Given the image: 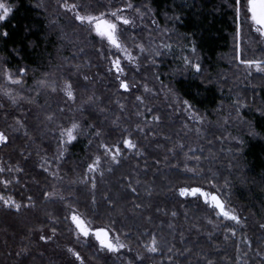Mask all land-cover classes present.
<instances>
[{
  "label": "trees",
  "instance_id": "16d2710c",
  "mask_svg": "<svg viewBox=\"0 0 264 264\" xmlns=\"http://www.w3.org/2000/svg\"><path fill=\"white\" fill-rule=\"evenodd\" d=\"M2 1L13 11L0 24V85L6 83L3 78L6 68L13 73L18 68H27L28 71L22 74L23 94L33 103L36 102L34 105L39 109L41 120L37 121L39 123L35 120L32 125L25 123L29 135H25L24 129L13 131L17 127L15 117H21V113L18 105L12 104L0 92V105H3L0 107V129L10 137L8 143L0 147V166L12 168V171L0 172V194L22 205L16 211L0 201V264H75L63 258L51 260L40 252L36 233L41 230L51 232L53 227L57 229L55 235L61 242L74 244L92 264H128L129 260L137 264L133 256L126 254L104 258L92 243L75 239L68 223L66 205L73 206L91 223L109 227L141 252H147L143 245L149 241V233L156 234L162 250L147 252L152 264H206V259H211L213 264H264V257L256 254L257 249L264 251V231H252L248 227L237 230L236 235L232 236L227 232V227L232 225L203 204L170 196L174 190L185 185L213 187L228 206L232 207L237 202L253 219H264V78L259 76L261 88H248L241 91L242 95H235L238 100L244 98L250 104L254 99L256 103L254 109L243 110L244 117L252 123L253 131L252 135L241 134L242 145L236 149L227 144L225 132L212 131L214 138H211L209 148L205 147L204 152L199 151L203 148L199 141L198 147L189 151V145H194L195 140L191 137L192 131L187 130L189 122L186 118L173 121L168 112L157 109L155 103L161 96L155 86L153 90L157 101L154 103L143 93L144 85L153 82L151 79L156 80L174 107L187 100L197 112L210 115L220 113L221 104L235 100L228 97L230 93L222 90L234 87V80L226 75L224 80L222 74L233 73L238 66L239 21L235 0H130L143 9L148 6L161 29L151 33L161 55L155 57L151 52V56H145L142 63L147 66L142 68L140 75L127 69L128 81L138 84L140 95L149 104L138 101L136 97L139 94H120L112 81L106 89L95 92L99 97L97 106L83 112L79 110V101L69 103L61 112L59 109L64 102L62 104L58 96L42 92L37 82L46 78L63 82L69 75L73 79L77 73L68 70L74 64H79L88 72L99 71V62H108V54L101 41L90 36L89 51L81 43L76 44L75 41L80 39L77 32L87 30L59 7V0ZM88 1L70 0L85 5V11L89 8ZM92 3L95 13L106 11L103 3ZM241 3L240 30L243 40L240 60L264 61V44L256 38L245 19V0H241ZM114 7H117L116 3ZM5 31L7 35H4ZM147 36V32L134 35L125 31L123 40L131 46L141 43ZM158 36L160 40H157ZM161 42L170 44L171 48H164ZM80 48L84 52L77 55ZM183 57L199 63L200 71L189 69ZM228 58L232 63L227 62ZM73 80L80 85L77 88L80 100L94 92L90 87H84L81 81ZM16 89L18 91V86ZM168 89H172L176 95L168 92ZM29 90L34 92L30 96ZM120 104L124 105L123 109ZM101 108L107 111L101 112ZM148 108L153 111L149 112ZM49 111L56 113V122L48 123L45 120ZM137 112L145 113L147 120H152L154 115L160 116L159 121H152L155 124L152 131L155 140L148 135L146 138L149 142L140 139L139 129L132 125L139 117ZM117 117L119 120L113 123ZM72 118L81 123L83 134L68 145L61 156L56 140H53L54 143L51 140L57 139V136L51 132L58 131L61 125L65 127V119ZM142 120L140 118V124ZM98 128L110 146L124 137V130H130L137 136L131 135L143 149V154L136 155L135 150H127L120 164L114 165L109 157L102 155L104 150L99 148V139L94 136ZM233 136L240 138L239 131L236 130ZM90 140L92 144H89ZM38 144L47 155L51 154L49 162L58 164L55 175L44 170L36 161L41 158L38 155L41 150L35 147ZM215 145L217 149L220 147L221 155L217 156V149L212 147ZM33 151L37 157H34ZM185 153L189 157V167L197 168L195 173L187 172L184 168ZM96 155H102L99 170L89 173L88 165ZM196 157H199L198 161ZM17 166L23 171H17ZM110 167L112 171L108 170ZM87 174L90 175L89 180ZM93 177L96 180L95 189L91 184ZM129 177L133 187L137 188L136 193L127 187ZM241 178L243 183L240 182ZM4 179L12 183L5 187ZM137 179L140 181L138 185L134 182ZM45 192L55 195L45 197ZM106 195L115 201L114 207L106 203ZM61 196L64 200L60 199ZM28 197L32 200L29 201ZM134 203L142 207L134 208ZM172 212L177 215L172 216ZM225 235L229 239L225 240ZM249 240L252 241L250 247L247 243ZM172 245L175 248L169 253L167 249ZM24 246L29 249L27 254L14 255ZM185 248L191 251L185 252ZM169 255L173 257L172 261L167 259Z\"/></svg>",
  "mask_w": 264,
  "mask_h": 264
},
{
  "label": "rangeland",
  "instance_id": "374dc122",
  "mask_svg": "<svg viewBox=\"0 0 264 264\" xmlns=\"http://www.w3.org/2000/svg\"><path fill=\"white\" fill-rule=\"evenodd\" d=\"M95 2H100L103 3L104 5H112L114 7V4H117V7H119L122 3H124L125 0H93ZM92 0L88 1V5H90L91 7H89L85 12H90L93 14H98L95 13L93 8V2ZM0 2H3L7 5V3L5 1L0 0ZM65 2V0H59V7L66 13H68L70 15V18L72 19L74 13L72 12H68L66 11L63 7L62 4ZM68 3H76V4H80L78 2H70V0H67ZM9 6V5H8ZM145 11V15L143 16V18H138L136 20V24L135 26H124L127 31H130L132 34H136V33H143V32H147V39H142V41H140L141 43H143L145 45V48L147 49V51L141 53L139 51L138 45L140 43H136V45H128L124 40L123 42L126 44L127 48L132 52V54L137 58V62L136 63H131L129 62L127 59L124 58V54L119 52L118 50L114 49V48H109V46L106 44V42H102L100 40L99 37L95 36V33H89L88 31V25L85 24L82 27H84V29H86L87 31L85 32L84 30L81 32H77L80 39L78 41H75V43H81V46L86 50L89 51L91 49L88 48L90 40L89 37L94 36L97 39H99L101 41V43L103 44V46L105 47L104 49L106 50L107 54H108V62L106 63L105 61L99 62V67L100 70L99 71H94V72H88L86 71L84 68L80 69L81 73L87 74L90 79L88 81H84L83 80V76L80 74H77V76H73V79H75L76 81L83 83L84 85L90 87L94 92H100L103 90V88L108 87L110 85V82H115L118 92L120 94H126L128 96H133L134 94H139L138 96H142L140 95V90H139V86L138 84H133L130 83V89L129 90H124L119 88V81L116 80L115 76L113 75V71H109L110 68H113L112 64H111V60L114 58V56H120L121 62L122 64L127 65V67L125 68V73L121 76L122 79H127L128 80V75H127V69L130 68L133 71H135V73H137V75H140L142 73V68H144L147 65H144L142 63V59L146 56H151V52L152 49L156 48V44L155 41H153V39H155L153 37V35H151V33L153 34V32H156L160 29V24L158 22V20L155 18V15L153 14V12L150 10V8L148 6H146V8H144ZM109 11L111 9H108ZM125 15H132L133 13L131 12V10H127L125 9L124 11ZM137 16L139 14H136ZM245 19L249 22V26L253 32V34L256 36V38L258 40H260L263 44H264V36L260 35L259 32H257L256 28L257 26H253L252 25V21L250 20V14H248L247 17H245ZM153 21H155V23H153ZM238 37H237V42H238V46H239V54H240V45H241V41L243 40L242 37V32L240 30V24H241V18L239 16L238 18ZM4 22V21H3ZM3 22H0L3 23ZM79 24V22H76ZM80 25V24H79ZM125 32V31H124ZM88 36V37H85ZM160 36H158L157 40H160L159 38ZM87 45V46H86ZM102 56V55H101ZM228 63H232V60L230 58L227 59ZM236 63L238 66H236L235 68V72L231 73V72H224L222 74L223 79L225 80V75L229 78H232L234 80V87L233 88H222L223 91H225V93H230L228 94V97L232 98L234 101L233 102H228L226 101V103L221 104V111L220 113L217 112H213L212 115L210 114H206V113H199L196 110H194L193 107L189 108L188 105L181 103L176 104V106L174 107L169 100L168 94L163 90V88L161 87V85H159L157 83L156 80H152L154 85L150 86V83H146V85L148 86L149 91H146L145 89L143 90V93L145 95H147V98H152L151 99V103H154L157 96L156 93H154L153 90V86H155V89L157 90V92L159 93V95L161 96V99L159 101H157L155 103L157 109H162L166 112H168V114H170L171 118L173 119V121H177V120H181L182 117H185L186 120L189 122V124L187 125V130H191L192 134L191 137L195 140L194 145H189L188 149H196L198 146V142L200 144V146H203V148H201L199 151L204 152V148H209V143H211V138L213 139L214 137H212L213 134H211L212 131H219L220 133H224L225 132V140L228 141L227 144H230L229 146H233L235 147V149L239 146L242 145V141H241V134H251L252 133V123L244 117L243 115V110H250V108L254 109L255 104L254 103V99L251 100V103L249 104L248 101H246L244 98L243 99H236L235 95H242L241 91L251 88L252 90H255L256 88L259 89L261 88V80L259 79V76L264 78V72L262 71H258L255 66H252L251 68L243 65L240 63V58L237 59L236 58ZM148 64V63H145ZM189 67V69H194V67H192V65H187ZM256 77V78H255ZM255 78V79H254ZM47 79V78H46ZM50 79V78H48ZM51 79H55L57 81V83L62 87L63 86V82H60L58 79L56 78H51ZM215 80V79H214ZM217 80V79H216ZM215 80V81H216ZM218 81V80H217ZM216 81V82H217ZM9 85H12L9 83ZM14 87L13 88V93L15 94L16 92H21L23 93V90L25 87H23V85H12ZM16 86H18V91L16 89ZM106 89V88H105ZM241 89V90H240ZM42 92L44 93H50V89H41ZM77 91V95H78V90ZM34 92L32 90L28 91V95H32ZM37 95V93H36ZM51 96H58L60 100V102L63 104L65 97L63 95L62 92L57 91L55 93H51ZM253 98V95H252ZM19 99V104H18V110L19 113H21V117L25 118V123H30L31 125L39 120H41V116L38 115L40 114L39 109L34 105L35 103L31 102L29 103L30 98L29 97H25L23 94V98H18ZM240 102V103H239ZM70 103V102H69ZM71 104V103H70ZM143 104H149L147 102H144ZM240 108V109H239ZM25 109H28L30 111H24ZM257 111H262L260 109H258ZM146 114L144 113L142 116L139 115V117L136 119V123H132L133 126L136 127L137 124L139 123L140 118H142L143 120L141 121L140 126L143 128V131L140 133L141 135L139 136L140 139L149 142L146 138V135L152 137L153 140H155L156 138L153 136L152 131L154 128L153 124L154 122H156L153 118L152 120H147L145 119ZM213 116H215L214 118H212ZM219 118L218 121H214V119ZM75 119H65V127H69L71 121ZM76 120V119H75ZM154 121V122H152ZM40 122V121H39ZM37 122V123H39ZM143 122V123H142ZM18 127V126H17ZM194 130V131H193ZM239 131L240 133V138L233 136L235 131ZM125 131V130H124ZM53 136H57V139H51L52 142L53 140H56L57 142V146L59 143L58 137H59V130L55 131V132H51ZM128 133H131V135L135 136L132 132L129 131H125V134L123 136H127ZM149 133V134H146ZM211 135V137H210ZM252 135V134H251ZM220 136V135H218ZM137 138V136H135ZM132 138V136H131ZM134 142H136V140H134L135 138H132ZM219 139V138H218ZM210 140V141H209ZM222 141V140H221ZM50 142V141H49ZM74 141H72L71 143H73ZM54 143V142H53ZM71 143L65 145L64 147L67 148L68 145H70ZM220 143L218 142V145ZM196 145V146H195ZM3 145H0V147ZM36 149H40V153L38 155H41L40 160H36L40 165L43 164V169L46 170L49 173H53L55 175V173L58 171V164H54L52 165L51 162H49V155L51 154H46L45 150L42 149V146L40 144L35 145ZM214 149H217V146H212ZM184 148V147H183ZM220 147H218L217 149V156L221 155L223 152H221L219 150ZM62 150V149H61ZM132 150V149H129ZM32 154V150L29 154V156H31ZM33 155H35L34 157H37L38 155L35 154V152L33 151ZM89 172V171H87ZM187 172H191L188 171ZM90 173V172H89ZM89 174H87L86 178H89ZM89 180V179H88ZM243 179L241 178L240 182L243 183L242 181ZM191 185H185V186H181V187H188ZM179 187V188H181ZM192 187H196L193 186ZM206 191H215L219 196L220 194L213 189V187H204L202 186ZM179 188H177L176 190H174V192H172L170 194L171 198H175V199H181L183 201H194V202H198L203 204L206 208L210 209L211 211H213L217 217L222 218L223 220H225L227 223H229L232 226H235L237 228V230H242V229H246L248 227H251L252 231H256V232H261L264 231V228H261V225L264 224V219L263 220H255L253 219V216L251 214H249V212H247V210L239 205L237 202H235V205L230 207L226 204V207L230 208L231 210H234L238 215L241 216L242 219V224L240 225H236L234 221H230L225 219L222 215L219 214V209L214 208L211 204L209 203H205L204 197L203 196H181L179 194ZM53 196V195H52ZM62 197V196H61ZM195 198V199H194ZM221 198V196H220ZM61 199V198H60ZM222 199V198H221ZM64 200V198L62 199ZM223 200V199H222ZM226 203V202H225ZM66 211H67V219H68V223L71 226V229L73 231V236L75 239L78 240H82L84 242H89L92 243L97 251L99 253H101L104 258L107 257H121L122 255L126 254L129 256H133L136 259V254L137 252H139L143 257H144V263L145 264H152V262L149 260V258L147 257V252H141L138 249L133 248L130 244H128L126 241H124L122 238L121 242L126 244L128 247L125 249H121L120 252L118 253H114V252H109L107 249H104L100 246L99 241L96 239L95 234L93 232H90L88 236H84L83 234L79 233L76 229V225L75 223L72 221L71 219V215L72 213H77L79 214L86 222H88V226L91 228H99V227H104V228H108L107 226H103V225H95L93 223H91L88 219H86L81 213H79L73 206L70 205H66ZM42 234H46L49 236H52L51 240L48 241H42L39 239V236ZM110 236L112 238H115L117 235L111 230L110 231ZM36 241L38 243L39 246V250L42 254H45L49 259L54 260L57 258H63L65 261H72L75 264H92V262H90L89 260H87L81 253V257H82V261L81 260H77L75 258V256L73 255V253L69 252L68 249L69 248H73L76 251H79L78 248L70 243V242H61L60 239L52 232H48V230H41L38 231L36 233ZM129 249H131V251H129Z\"/></svg>",
  "mask_w": 264,
  "mask_h": 264
},
{
  "label": "snow or ice",
  "instance_id": "6c2138e0",
  "mask_svg": "<svg viewBox=\"0 0 264 264\" xmlns=\"http://www.w3.org/2000/svg\"><path fill=\"white\" fill-rule=\"evenodd\" d=\"M62 7L68 11L74 13L72 20L74 22H79L81 26L87 24L89 33H95L96 37H99L102 42H106V44L109 46V48H114L118 50L119 52L124 54V58L127 59L131 63H136L137 58L132 54V52L127 48L126 44L123 42V36L124 31H127V29L124 26H135L136 20L138 18H143L145 15V9H143L142 6L134 5L130 2V0H126V2L122 3L119 7H113L112 5H106V11H101L98 14H93L90 12H85V5L83 4H76V3H68L67 0L62 4ZM88 7H91L90 5ZM235 12L237 19L240 16L242 3L241 0H235L234 2ZM245 9V16L247 17L248 14H250V20L252 21L253 26H257L256 30L259 32L260 35L264 36V0H245V3L243 5ZM108 9H111L110 11ZM125 9L131 10L133 13L132 15H125L124 11ZM13 9L12 7L6 5L3 2H0V22L5 21L8 19L10 14L12 13ZM136 14H139L138 16ZM155 23V21H153ZM166 31V30H165ZM4 35H7V31L4 32ZM162 46L164 48H171L170 44H164L161 42ZM139 51L141 53L147 51L145 48V45L143 43H140L138 45ZM193 51H195V47L193 46ZM83 48L78 49L77 55L83 53ZM155 57H158L161 55L160 48H154L152 50ZM237 59H239V46H237ZM103 54V53H102ZM68 59V58H65ZM120 56H114V58L111 60V64L113 68H110L109 71H113V75L115 76L116 80L119 81V88L124 90L130 89V84L128 80L122 79L121 76L125 73V68L127 65L122 64ZM185 65H192V67L195 68L197 72L200 71L201 65L199 63H193L191 60H189L187 57H183ZM240 63L251 68L252 66H255V68L258 71L264 72V61L262 60H253V59H241ZM81 66L79 64H74L72 67L68 70L69 72H74L77 74H80L83 76L84 81H88L90 77L87 74L80 72ZM28 71L27 68H18L15 73L11 71V69H5L3 71V78L6 81L5 84L0 85V92H3V95L8 97L12 104L18 105L19 99L23 98V93L16 92L13 94V89L9 87V83L12 85H22V74L26 73ZM48 74L46 73L45 76ZM39 89H50V93H55L57 91H60L63 93L65 100L63 107H60V111L63 112L64 108H66L70 103L76 104L79 101V110L81 112L91 109L93 107H96L99 101V97L96 96L95 92H93L91 95H88L86 99L80 100V98L77 95L76 89L80 87L79 84H77L72 77L69 75L63 80V86L61 87L55 79H43L37 82ZM84 87H87L86 85ZM144 88L146 91H149L148 86L145 84ZM168 92L172 93L174 96L176 95L172 89H168ZM136 99L140 101L142 104L144 103V98L142 96H137ZM33 101L29 100V103ZM119 103V101H118ZM183 104L188 105L189 108L192 107L191 104L187 100L182 101ZM146 106V105H145ZM0 107H3V105H0ZM121 109H123L124 105L120 104ZM149 112H152L153 110L151 108L147 109ZM24 111H30L28 109H25ZM101 112L107 111V109H100ZM137 115L142 116L143 113L137 112ZM5 116H7V113H5ZM56 113L55 112H47L45 115V120L48 123H54L56 122ZM147 119V117H145ZM153 119L155 121L160 120V116L154 115ZM119 120L117 117L116 121H113V123H116ZM16 125L18 127H14L13 131H19L20 129H24L25 135H29L27 126L25 124V118L17 116L15 117ZM137 129H139L141 132L143 131V128L140 126V124L136 125ZM126 131V130H125ZM82 126L81 123L78 120L73 119L70 123L69 127H64L61 125L59 127V143L58 148L62 149L60 151V155H63V152L66 151L65 145L71 143L72 141L77 140L78 136L82 135ZM94 136L99 139V148L103 149L102 155L104 157H109L111 162L114 165H119L121 162V157L123 156V153L129 149L135 150L136 155H142L143 149H141L137 142H134L131 138V133H128L127 136L122 137V139L117 142L116 144L110 146L101 136V129H97L94 133ZM10 137L9 135L3 130L0 129V145H5L8 143ZM89 144H92V140L89 141ZM180 147H183L181 145ZM191 151V149H189ZM102 155H96L93 159L92 163L88 165V171L89 172H95L99 170ZM189 157L187 156V153H185V161H184V168L188 171H191L195 173L197 171V168H190L187 164V159ZM197 161L199 160V157H196ZM159 163L160 161H156ZM43 167V164L41 165ZM198 167V165H197ZM12 171V168H5L3 166H0V172ZM17 171H23V169L19 168L17 166ZM109 171H112V168L110 167L108 169ZM103 175V172L100 173ZM18 181V178H16ZM135 184H140V181L137 179L134 181ZM214 181H210V183H213ZM12 181L9 179L3 180V185L7 187L9 184H11ZM91 184L93 189L96 187V180L95 177L92 178ZM127 187L131 190L132 193L137 192V188L133 187V181L131 177L128 179ZM179 194L181 196H203L205 203L211 204L214 208L219 209V214L222 215L225 219L234 221L236 225L242 224L241 216L238 215L234 210H231L230 208L226 207V203L224 200L220 198V196L215 191H206L202 186H188V187H181L179 188ZM45 197H50L52 195H55V193H43ZM149 195L151 193L149 192ZM29 201L32 200L31 197H28ZM63 199V197H61ZM93 203H95V196L92 197ZM106 203L108 205H111L114 207L115 201L109 197L105 196ZM0 201L3 202L4 206L9 208H15L16 211H19L21 208V204L12 199L11 197H5L3 194H0ZM134 208H141L142 205L139 203L133 204ZM159 211V209H157ZM176 212H172V216H176ZM72 221L76 225V229L79 233L83 234L84 236H88L90 232H93L95 234L96 239L99 241V244L102 248L107 249L109 252L118 253L121 249H125L128 246L121 242L120 236L117 235L115 238H112L110 236L111 229L99 227V228H91L88 226V222H86L79 214L72 213L71 215ZM151 219V217H149ZM172 225H169L171 227ZM261 228H264V224L261 225ZM57 229L53 227L51 229V232L53 235L56 233ZM237 228L235 226L227 227V232H230L232 236L236 235ZM39 239L42 241H48L52 239V236L42 234L39 236ZM229 239L227 235H225V240ZM181 240H183V234H181ZM249 247L251 246L252 241H247ZM144 249L148 253H157L162 250L161 241L157 238L156 234L149 233V241L144 243L143 245ZM175 248V245H172L168 247L167 251L169 253L173 252V249ZM29 251L27 246H24L21 248L20 251L15 252L14 255L21 256L22 254H27ZM69 252L73 253L75 258L77 260L82 261V257L79 251H76L73 248L68 249ZM131 251V249H129ZM177 251H179L177 249ZM191 249L185 248V252H190ZM256 254L258 256L264 257V251H261L260 249L256 250ZM169 261L173 260V257L169 255L167 257ZM136 260L137 264H144V257L137 252L136 254ZM128 264H133L132 260H129ZM206 264H213V261L211 259H206Z\"/></svg>",
  "mask_w": 264,
  "mask_h": 264
},
{
  "label": "bare ground",
  "instance_id": "6f19581e",
  "mask_svg": "<svg viewBox=\"0 0 264 264\" xmlns=\"http://www.w3.org/2000/svg\"><path fill=\"white\" fill-rule=\"evenodd\" d=\"M195 199V198H194Z\"/></svg>",
  "mask_w": 264,
  "mask_h": 264
}]
</instances>
